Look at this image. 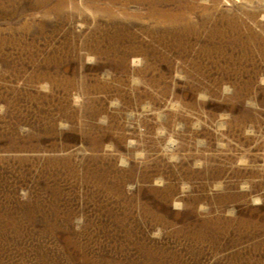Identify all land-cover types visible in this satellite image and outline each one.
Returning a JSON list of instances; mask_svg holds the SVG:
<instances>
[{
	"label": "rangeland",
	"instance_id": "obj_1",
	"mask_svg": "<svg viewBox=\"0 0 264 264\" xmlns=\"http://www.w3.org/2000/svg\"><path fill=\"white\" fill-rule=\"evenodd\" d=\"M0 264H264V0H0Z\"/></svg>",
	"mask_w": 264,
	"mask_h": 264
}]
</instances>
